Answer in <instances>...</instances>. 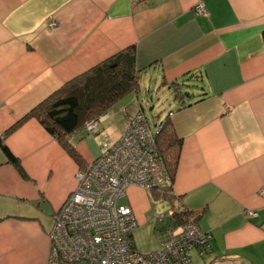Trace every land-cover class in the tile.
<instances>
[{
    "label": "crops",
    "instance_id": "1",
    "mask_svg": "<svg viewBox=\"0 0 264 264\" xmlns=\"http://www.w3.org/2000/svg\"><path fill=\"white\" fill-rule=\"evenodd\" d=\"M263 31L264 0H0V134L67 82L135 47L139 68L157 66L168 82L196 88L169 111L181 140L170 203L204 211L197 223L211 234L208 251L192 250L194 264H264ZM118 103L94 136H70L83 163L36 117L5 136L22 171L0 147V264H47L54 215L77 170L100 155V135L118 139L140 106L136 97ZM152 192L128 189L138 223L153 214Z\"/></svg>",
    "mask_w": 264,
    "mask_h": 264
},
{
    "label": "built area",
    "instance_id": "2",
    "mask_svg": "<svg viewBox=\"0 0 264 264\" xmlns=\"http://www.w3.org/2000/svg\"><path fill=\"white\" fill-rule=\"evenodd\" d=\"M195 8L205 13L203 2ZM97 123L91 120L82 129L94 134ZM75 178V189L54 215L47 264H194L192 250L204 254L210 247L209 232L195 221H175L172 210L152 214L160 249L141 253L134 244L139 223L120 198L131 186L150 192L173 185L142 110L128 117L118 139H104L100 155L77 170Z\"/></svg>",
    "mask_w": 264,
    "mask_h": 264
},
{
    "label": "trees",
    "instance_id": "3",
    "mask_svg": "<svg viewBox=\"0 0 264 264\" xmlns=\"http://www.w3.org/2000/svg\"><path fill=\"white\" fill-rule=\"evenodd\" d=\"M147 70L146 67L139 68L136 49L135 47H130L101 61L86 72L67 82L64 87L51 95L43 104L33 109L6 133L0 134V147L6 153L8 161L22 171L19 160L10 152L5 145L4 139L8 133L12 132L25 119L36 117L45 129L58 139L63 149L73 159L79 163H83L81 155L70 142V136L78 131L85 130L82 128L87 122L99 120V117L109 111L120 99L130 93H137L140 90L142 77ZM163 83H168L171 86L176 85L178 92L175 98L179 101L178 109H182V103L188 102L189 98L194 96L192 92L187 90L181 91V86H178V80L168 82L164 77ZM139 105V109L145 113L143 105L141 103ZM170 117L171 112L168 113L164 121L155 123L154 127L150 126L148 118L147 121L153 131L155 150H157L159 156L164 161L174 181L181 140L173 131ZM157 127H160L158 132L156 131ZM91 135L94 136L95 133ZM87 164L84 165L86 166ZM171 187L167 186L162 189H154L152 193L156 198H165L174 204L176 197L173 195ZM170 210L174 211L171 218H176L175 221L181 223L188 221L197 222L204 213L202 211L194 215L192 211H178L174 208Z\"/></svg>",
    "mask_w": 264,
    "mask_h": 264
},
{
    "label": "rangeland",
    "instance_id": "4",
    "mask_svg": "<svg viewBox=\"0 0 264 264\" xmlns=\"http://www.w3.org/2000/svg\"><path fill=\"white\" fill-rule=\"evenodd\" d=\"M163 79L164 74L162 73V71H160L157 66L154 67L153 65V67H151L144 73L141 80L140 90L137 93H130L125 96L124 99L122 98L119 100L124 103L126 99H131L133 97L138 98L139 103L143 105L145 115L148 118L150 126L152 127L155 126V123L164 121L170 109L176 107L177 98H175V95L178 92L176 90V85L171 86L168 83H163ZM178 86H181V91L187 90L192 93L196 91V88H194L192 85L190 86V82L188 81L178 82ZM118 102L116 103L117 105H119ZM115 107L117 106L111 107L109 109L110 114H112L111 111H117V108ZM39 111L41 112L40 109ZM112 118L115 121H118L119 117L117 118V116H111V119ZM100 136H102L99 137L102 140L101 142H103L105 138H108L106 135L103 136V133ZM126 196L120 198L119 202L127 204L128 199ZM151 198L153 203L152 212L156 211L160 214L168 213L172 208V204L168 199L156 198L153 195H151ZM133 238L137 250L141 253H150L162 247V242L155 228L153 216H151V218H149V221H147L146 223H139L136 226V228L134 229Z\"/></svg>",
    "mask_w": 264,
    "mask_h": 264
}]
</instances>
